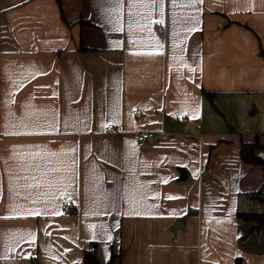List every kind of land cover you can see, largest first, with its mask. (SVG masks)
<instances>
[{"label": "crops", "instance_id": "1", "mask_svg": "<svg viewBox=\"0 0 264 264\" xmlns=\"http://www.w3.org/2000/svg\"><path fill=\"white\" fill-rule=\"evenodd\" d=\"M148 2L133 0L129 36V0L121 13L107 11L108 0H0V264H86L91 245L99 264H264V225L251 232L237 216L264 210L262 167L240 156L241 143L264 144V126L241 130L247 120L263 125L264 0H164L163 24L158 4L148 22ZM115 15L123 31L112 30ZM53 117L59 132L3 134L21 123L46 129ZM139 130L153 133L143 147ZM15 145L75 149L52 157L76 160L68 213L62 196L58 215H10V205L46 203L44 188L24 180L10 191V170L25 174L10 157L29 151Z\"/></svg>", "mask_w": 264, "mask_h": 264}, {"label": "snow or ice", "instance_id": "2", "mask_svg": "<svg viewBox=\"0 0 264 264\" xmlns=\"http://www.w3.org/2000/svg\"><path fill=\"white\" fill-rule=\"evenodd\" d=\"M108 3H110L111 5H113V7L107 9V11H110L112 13H121L122 9H123V3L122 0H108ZM158 4V8H159V15H160V19H159V23L163 24L164 20H163V16H164V0H149V2L147 4H144L143 7L146 8L148 10V16H147V20L149 23L154 22L152 21L151 17H152V11L153 9L157 6ZM172 4H173V8H175L176 6V0H172ZM134 7V3L133 0H129V4H128V12H129V16H128V23H127V27H128V34L129 36H131L133 34V18H132V8ZM173 24L175 25L176 20H175V12H173ZM109 23L113 24V28L112 30L120 32L123 31L124 29V25L122 23V17L120 15H115L113 19H111L109 21ZM137 26L138 27H142L141 25H139L138 22ZM195 28H191V29H185V31H195ZM148 31H151V29L149 28ZM172 37H173V48L175 50L176 47V37H177V33L175 32V30L172 32ZM184 40L187 39V37L183 38ZM131 42V41H130ZM182 42V41H181ZM116 44V46H121V43L119 41H115L114 42ZM163 45L160 44L159 42H157V48H162ZM147 54H153V53H147ZM172 59L175 61L177 59V57L175 55H173ZM180 59H183L182 57ZM190 71H194V69H189ZM42 73H40L39 71H30L28 73L29 76H31L33 79L38 76L41 75ZM27 82V77H24L22 81L20 82H13L14 83V92L11 94V99L9 101V103H14V97H15V92H18L21 88H23L25 86V83ZM58 83V81H57ZM39 87H46L45 85H39ZM58 95L57 93H53V96ZM25 107H27V105H25ZM58 112V110H55ZM11 115V113H10ZM21 121L23 120V117L18 118ZM112 123H117L118 121L115 119V117L113 118V120L111 121ZM107 125H101V127H106ZM6 128L9 127L8 125L5 126ZM12 128H15V125H11ZM64 127L67 128L68 127V123L67 120H65V124ZM21 129L19 131H5L3 134L4 135H32V134H44V132L47 131H53V132H59V123L56 119V117H53L52 121L47 123L46 129L39 127V126H35L32 128H29L27 124H23L21 123ZM89 131L91 129H88ZM14 148H27L29 149V151L27 152H23V153H17V152H13L12 156L10 157L13 160H17L19 159L22 163L21 166L19 168V172L21 173H25L24 175H15L13 176L11 174V170H10V179H9V188L10 191L13 190L12 187V181L16 180H24L25 183L23 185L24 188L26 189H36V190H40L42 187L44 188V191L42 192L43 198L46 201L45 206L44 207H31V208H22V209H17L16 206L14 205H10V215L12 216H36V215H58L60 214L56 209L58 208V200L62 197V196H68L69 199H71V195L67 192V188L73 184L75 182L74 180V175H75V165H76V160L73 157L71 160H53L52 157H56L58 155H69L73 152H75V149H68V150H64L61 149L60 153H56L50 150L46 149V146H42V145H15L13 146ZM35 148L36 150L33 151L32 149ZM5 163H7V161H5ZM59 173L61 175H59L58 177H56L55 179L50 178L51 174H56ZM140 188H142L143 186L140 185ZM126 193L129 195L130 197V202H135L136 198H137V189L133 188L131 189V191H129L127 189L126 186ZM29 195H32V193L30 192ZM141 199H143L144 197H140ZM172 198V197H169ZM33 204H37L40 203V195H36L34 199H32L31 201ZM51 208L52 211L51 213H49L48 211L45 210V208ZM94 214H99V213H94ZM139 214V213H137ZM90 228H95L96 225H89ZM108 239H112L111 236L108 237ZM30 240L34 241L35 240V235L34 234H30Z\"/></svg>", "mask_w": 264, "mask_h": 264}, {"label": "trees", "instance_id": "3", "mask_svg": "<svg viewBox=\"0 0 264 264\" xmlns=\"http://www.w3.org/2000/svg\"><path fill=\"white\" fill-rule=\"evenodd\" d=\"M82 49H85L84 47ZM262 53V52H261ZM264 57V54H262ZM264 148V144L260 145L257 140L253 143H241L240 156L244 162L260 165L262 167V171L264 174V160L260 156L258 150ZM259 192V190H258ZM237 216L244 221L252 222L251 232L257 231L262 225H264V210L263 211H238ZM116 255L111 254L109 262H112ZM83 261L86 264H99V261L96 257H94L90 252H85ZM239 263V259H237V263Z\"/></svg>", "mask_w": 264, "mask_h": 264}, {"label": "built area", "instance_id": "4", "mask_svg": "<svg viewBox=\"0 0 264 264\" xmlns=\"http://www.w3.org/2000/svg\"><path fill=\"white\" fill-rule=\"evenodd\" d=\"M34 35V34H33ZM133 116L145 117V113L140 109L132 110ZM114 128L113 124H108L104 131H111ZM136 144L138 147H143L147 143L151 142L153 139V133L148 130H139L135 134ZM75 205V200L73 198L69 199L68 197H62L59 202L60 211L62 214L68 213L72 207ZM94 247L91 245L87 247V251L92 252Z\"/></svg>", "mask_w": 264, "mask_h": 264}, {"label": "rangeland", "instance_id": "5", "mask_svg": "<svg viewBox=\"0 0 264 264\" xmlns=\"http://www.w3.org/2000/svg\"><path fill=\"white\" fill-rule=\"evenodd\" d=\"M260 119L263 121V125L261 124V121L259 123H255L253 121V119L250 121V120H247V122H244L242 123V126L241 127V130L243 133H247V132H252V130L257 126L258 130H260L262 128V126H264V98L261 99L260 101ZM257 108V107H256ZM259 108V107H258ZM258 108H257V111H258ZM213 112L216 114V115H219V117H222L221 114H223L222 111L220 112H217L216 110H213ZM222 120H224V117H222ZM245 128H247L248 131L245 130ZM262 151V150H261Z\"/></svg>", "mask_w": 264, "mask_h": 264}, {"label": "water", "instance_id": "6", "mask_svg": "<svg viewBox=\"0 0 264 264\" xmlns=\"http://www.w3.org/2000/svg\"><path fill=\"white\" fill-rule=\"evenodd\" d=\"M182 170H184V169H182ZM181 171V170H180Z\"/></svg>", "mask_w": 264, "mask_h": 264}]
</instances>
